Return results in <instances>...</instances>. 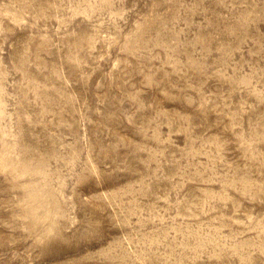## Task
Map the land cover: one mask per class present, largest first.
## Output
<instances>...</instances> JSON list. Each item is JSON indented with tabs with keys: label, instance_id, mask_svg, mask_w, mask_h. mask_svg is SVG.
<instances>
[{
	"label": "rangeland",
	"instance_id": "rangeland-1",
	"mask_svg": "<svg viewBox=\"0 0 264 264\" xmlns=\"http://www.w3.org/2000/svg\"><path fill=\"white\" fill-rule=\"evenodd\" d=\"M0 264H264V0H0Z\"/></svg>",
	"mask_w": 264,
	"mask_h": 264
}]
</instances>
